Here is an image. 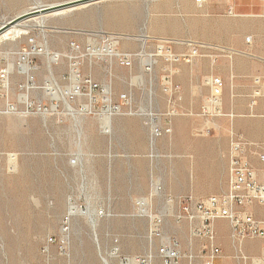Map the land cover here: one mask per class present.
<instances>
[{
	"label": "rangeland",
	"instance_id": "rangeland-1",
	"mask_svg": "<svg viewBox=\"0 0 264 264\" xmlns=\"http://www.w3.org/2000/svg\"><path fill=\"white\" fill-rule=\"evenodd\" d=\"M64 1L69 0H0V24L37 4ZM45 25V35L36 27L19 38H0V67L13 69L9 100L0 99V264H104L101 255L109 253L115 239L122 255L155 253L168 236L179 238L184 249L198 250L199 240L191 239L187 224L177 223L174 215L184 197L205 198L209 195L196 191L222 186V180L205 174L213 148L203 142L230 138L221 123L238 122L234 132L248 158L247 121L264 99V88L253 83L254 76L264 74V0H97L64 14H47ZM101 31L122 37L117 48L134 54L132 67L106 56L85 58L80 71L103 89L109 86L111 105H120L121 114H107L100 89L94 92L92 111L84 107L91 99L87 96L69 99L71 111L47 94L48 83L54 80L70 92L71 43L97 45ZM144 34L145 42L139 37ZM160 41L176 53L190 52L189 41L205 48L191 62L171 67L153 56ZM32 43L60 54V60L49 66L47 56L35 58L41 66L33 73L37 88L30 89L33 106L27 112V94L19 95L18 89L25 78L17 73L16 61L17 52ZM143 50L155 60L151 70L144 68ZM198 60L207 64L209 75L193 83L199 105L190 107L183 104V90L190 95L191 78L175 76L179 66ZM218 73L226 79L220 97L225 115L205 116L207 80ZM41 104L47 109L41 111ZM168 125L171 132L163 130ZM8 153L18 156L12 168ZM138 200L144 207H137ZM70 202L95 211L97 231L84 215L68 214ZM65 226L68 243H49L50 237L62 236ZM260 254H247L245 264H256Z\"/></svg>",
	"mask_w": 264,
	"mask_h": 264
},
{
	"label": "built area",
	"instance_id": "built-area-1",
	"mask_svg": "<svg viewBox=\"0 0 264 264\" xmlns=\"http://www.w3.org/2000/svg\"><path fill=\"white\" fill-rule=\"evenodd\" d=\"M100 34L101 42L97 45L87 44L81 46L76 42L71 43L72 54L69 56V68L74 88L69 95L70 99H75L81 94L90 97L94 101L96 100L94 94L96 90L100 89L105 93V89L95 82L91 75L81 74L80 65L85 58L103 59L108 56L115 58L121 66L132 67L133 65L134 54L128 51H120L117 48L119 38H121L119 34L102 31ZM112 44L115 45V49L110 48ZM188 46L191 47L190 52L176 53L170 43L160 41L153 56L162 58L172 67L182 60L191 62L194 58L201 56L200 49L205 48L204 43L192 41L188 42ZM37 56H47L49 66L57 64L60 60V54L49 53L45 47L36 43H32L17 52L16 71L25 78V82L18 85V89L23 92L19 95L27 94L26 99H24V109L27 112L33 106L28 97L30 89L35 87L33 85L35 82L33 73L41 66V63L35 60ZM153 62L146 63L144 68L151 70ZM12 76L13 69L10 65L5 64L0 67V99L6 98L9 100L12 91ZM207 83L210 87V95L203 106V114L209 117L225 115L220 109V97L226 87V81L220 75H212L208 78ZM253 83L264 88V74L254 76ZM85 89H87V92H85ZM255 103L256 99L254 98L250 106L253 107ZM9 106L13 107V104H9ZM110 107L113 115L121 111L120 105H111ZM57 108L58 105L55 108L56 111H58ZM211 108L215 109L214 113L210 111ZM39 109L43 111L47 108L41 104ZM227 115L233 117V114ZM163 130L171 132L172 128L168 125ZM155 131L158 133L160 129L155 126ZM206 133H210V129H207ZM229 147L227 189L220 194H211L201 199L186 196L180 201L179 209L174 215L177 223L187 224L191 239L202 242L198 250L184 249L179 238L168 236L161 240L155 253L122 255L118 240L115 239L109 253L106 256L101 255L104 264H217V260L222 253L220 246L217 244V231L214 226L218 220H226L230 225L231 239L235 245L234 259L238 262H247L250 258L245 253L242 243L248 238L264 239V218H258L249 211V208L254 205L264 207V181L257 179L256 170L246 157L245 143L234 131L230 134ZM7 155L12 168L17 162L18 156L15 153H8ZM137 205L138 208L140 206L144 207L145 202L138 200ZM100 213H103V211ZM62 231L61 237H50L49 243H58L62 247L67 244L69 227H63ZM154 235H157V233ZM114 260L116 263H114ZM256 264H264V244Z\"/></svg>",
	"mask_w": 264,
	"mask_h": 264
},
{
	"label": "crops",
	"instance_id": "crops-1",
	"mask_svg": "<svg viewBox=\"0 0 264 264\" xmlns=\"http://www.w3.org/2000/svg\"><path fill=\"white\" fill-rule=\"evenodd\" d=\"M179 72L175 76H184L188 75L191 78L192 84L190 89V95L183 90V104L190 107H196L199 105V102L194 99L193 95V83L197 81L198 83L208 77L209 70L207 64L202 60L193 62L192 64H183L179 66ZM223 77L220 73L216 74ZM224 78V77H223ZM224 80H226L224 78ZM183 89V86H182ZM247 91H249L247 89ZM252 118V119H251ZM220 129L223 132H232L235 131L238 133L239 126L238 122H233L231 119L230 123H221ZM210 132L212 127H208ZM206 129V130H207ZM206 133V132H205ZM230 136V135H229ZM246 139L248 142V159L256 170L257 179L264 181V99L258 100V105L254 109V114L250 115L247 121V133ZM208 148H213L212 152L209 149L208 152L213 153V160H208L206 163L205 174L207 177L213 179H218L219 182L222 180V186L219 188H210L208 190H197L196 193L199 195H211V194H220L227 189L228 186V165H229V150H230V138L223 136L220 139L208 138L203 141ZM263 156V158H261ZM184 169L188 170L190 173L191 167L186 165ZM221 172L223 175H221ZM199 179V178H198ZM250 211H253L257 217L264 218V207L262 208L257 206H251ZM229 223L226 220H218L215 222L214 226L217 231V244L221 248V257L217 260V264H245L247 262H238L233 259V254L235 253V245L230 239V229ZM200 244L202 243L199 241ZM198 242V243H199ZM264 244V239L262 238H248L243 243V249L249 256L256 257L261 253L262 245ZM194 249V248H192ZM197 250V249H195Z\"/></svg>",
	"mask_w": 264,
	"mask_h": 264
},
{
	"label": "bare ground",
	"instance_id": "bare-ground-1",
	"mask_svg": "<svg viewBox=\"0 0 264 264\" xmlns=\"http://www.w3.org/2000/svg\"><path fill=\"white\" fill-rule=\"evenodd\" d=\"M100 1V0H99ZM52 4H54V3H52ZM90 4V3H89ZM36 5V4H35ZM42 5H46V4H37L36 6H42ZM87 6V5H86ZM30 8H32V7H30ZM29 8V9H30ZM75 7H71V8H68V9H65V10H63V11H59V12H57L56 13V15H58V14H64L65 12H67V11H71V10H73ZM29 9H27V10H29ZM26 11V10H25ZM46 16L47 15H41V16H34V17H31V18H28V19H26V20H23V21H21L20 23H18V24H16V25H14V26H12V27H10L9 29H7L6 31H4L2 34H0V38H2L3 40H12V39H15V38H19V37H22V36H25L26 34H28V31L31 29V28H39V30H41V31H43V34L45 33L44 31H45V27H46V25H45V20H46ZM60 16V15H59ZM48 27V26H47ZM45 35V34H44ZM126 35V34H125ZM123 36V35H122ZM131 37V36H130ZM139 37L142 39V41L143 42H145L146 40H145V38H146V36H145V34L144 35H139ZM122 38V37H121ZM127 39L129 38L128 37V35H127V37H126ZM136 38V37H135ZM130 39V38H129ZM132 39H133V37H132ZM110 48H112V49H115V45L114 44H112V45H110ZM231 49V48H230ZM141 52H144V50L143 51H141ZM140 55V57L141 58H143L144 59V63H147V64H149V63H151L152 61H153V59H152V55H150V54H145V52L143 53V54H139ZM50 71V70H49ZM54 79V78H53ZM49 82H51V81H49ZM33 89H35V88H37V86L36 87H32ZM73 88L74 87H72L71 88V90H70V92H66V91H64V89H61L60 88V86L59 85H57L56 83H55V81L53 80V82H51V83H48V87H47V89H48V92H47V94H50V95H52L53 96V98L54 99H56V100H60V101H62V102H64V103H66L65 105L67 106V108L69 109V102H70V93L73 91ZM107 90H105V97H104V101L105 102H107L108 104H107V110H106V112H107V114H109V115H111L112 113V111H111V97H110V88H109V86L106 88ZM79 96H84V95H81V94H79ZM26 97L27 96H25L24 97V99H26ZM68 100V101H67ZM93 100L92 99H89V102L88 103H86L85 104V108L88 110V111H92V107H93V102H92ZM57 103V102H56ZM8 109L9 110H16V108L13 106V107H11V106H9L8 107ZM52 109H54L55 110V105H53V107H52ZM70 110H71V107H70ZM72 111V110H71ZM141 113V112H140ZM144 115L146 114V113H144V112H142ZM150 113V112H149ZM118 114H121V111H120V113H118ZM149 115V114H148ZM81 121V120H80ZM79 123V122H78ZM79 125H80V123H79ZM81 128V127H80ZM80 128H78V130L79 131H81V129ZM81 133V132H80ZM156 189V188H155ZM95 212V211H94ZM94 212H92L89 208H86L85 210L84 209H81V208H79L76 204H74L73 202H70V206H69V210H68V214L69 215H72V216H74V215H78V214H82V215H84L85 217H87L88 219H89V223H91V226L94 228V230L95 231H97V229H96V226H97V222H96V217H94ZM98 227V226H97ZM94 232V231H93ZM96 235H97V233H95ZM96 241L95 242H97V244L99 245L98 247H99V249L101 248L100 247V243H99V238H98V235L97 236H95V238H94Z\"/></svg>",
	"mask_w": 264,
	"mask_h": 264
},
{
	"label": "water",
	"instance_id": "water-1",
	"mask_svg": "<svg viewBox=\"0 0 264 264\" xmlns=\"http://www.w3.org/2000/svg\"><path fill=\"white\" fill-rule=\"evenodd\" d=\"M97 0H69L54 4H46L42 6H34L30 8L29 10H26L11 19L4 21L2 24H0V34H2L4 31L9 29L10 27L20 23L23 20H26L28 18L34 17V16H41V15H47L52 13H57L59 11H63L65 9L71 8V7H78L84 4H88L90 2H94Z\"/></svg>",
	"mask_w": 264,
	"mask_h": 264
}]
</instances>
